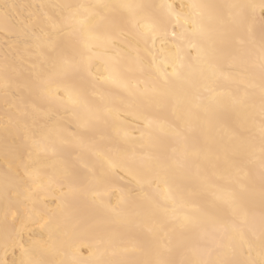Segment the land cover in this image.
<instances>
[{"label": "snow or ice", "instance_id": "snow-or-ice-1", "mask_svg": "<svg viewBox=\"0 0 264 264\" xmlns=\"http://www.w3.org/2000/svg\"><path fill=\"white\" fill-rule=\"evenodd\" d=\"M0 264H264V0H0Z\"/></svg>", "mask_w": 264, "mask_h": 264}]
</instances>
